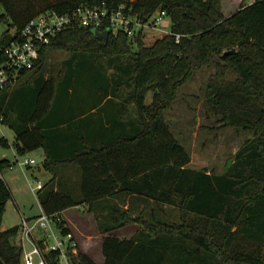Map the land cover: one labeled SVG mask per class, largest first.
Listing matches in <instances>:
<instances>
[{
  "label": "trees",
  "instance_id": "1",
  "mask_svg": "<svg viewBox=\"0 0 264 264\" xmlns=\"http://www.w3.org/2000/svg\"><path fill=\"white\" fill-rule=\"evenodd\" d=\"M228 1L225 13L224 0H0V23L16 34L5 44L46 11L125 4L144 20L158 9L170 18V31L149 45L142 35L104 40L91 28L65 29L0 91L18 151L43 149V168L54 174L38 193L42 208L105 213V261L80 250L83 264H264V0ZM61 49L69 53L64 67L46 76L52 51ZM213 64L206 111L252 134L222 173L189 167L191 153L166 118L179 87ZM68 165L78 167V179L59 175ZM11 197L1 179L0 264H22L20 225L2 228ZM125 197L126 209L111 203ZM173 208L180 221L164 218ZM130 223L141 225L130 238L111 234ZM56 256L47 255L49 264Z\"/></svg>",
  "mask_w": 264,
  "mask_h": 264
},
{
  "label": "rangeland",
  "instance_id": "2",
  "mask_svg": "<svg viewBox=\"0 0 264 264\" xmlns=\"http://www.w3.org/2000/svg\"><path fill=\"white\" fill-rule=\"evenodd\" d=\"M224 1L223 11L227 13L229 1ZM240 1L238 0L237 4ZM237 4H235L236 7ZM165 22L167 27L164 30H151L143 36L146 44H152L157 38L163 37L170 31V18L167 17ZM11 31L13 29L8 23H0V36L7 35ZM68 57L69 53L66 50L52 51L46 67V76L57 75L64 67V61ZM215 70L214 64L202 68L188 82L180 86L177 91V101L171 109L167 110L166 118L176 135L191 153L189 167L222 173L225 171L226 165L235 158V154L243 142L252 134L248 130H237L234 127L224 126L213 113L206 111L204 101L207 98L208 82ZM227 78L234 79V75L228 73ZM151 101L152 95L148 93L147 102L150 103ZM5 139L9 144H4ZM15 143V131L8 123L1 121L0 160L14 161ZM29 156L37 161L32 167L23 170L20 166L14 165L13 169L7 170L4 174V179L11 189L12 197L6 205L3 215V229L20 225L22 217L30 218L40 211L38 196L32 192L29 181L39 179L46 183L50 180L51 173L42 166L43 149H37L31 152ZM19 157L24 158L23 154H20ZM114 201L119 202L122 209L128 207L126 199L117 198L111 200V203ZM68 214L79 227V233L76 232L77 236L73 233L79 243L80 250L85 252L87 249L90 257L98 263H103L105 256L102 245L106 234L103 233L99 220L105 213L90 212L87 205H79L71 207ZM169 214L164 218L180 221L178 208H173ZM140 227V224L130 223L119 227L111 234L127 238L132 236ZM28 248H30L29 245Z\"/></svg>",
  "mask_w": 264,
  "mask_h": 264
},
{
  "label": "built area",
  "instance_id": "3",
  "mask_svg": "<svg viewBox=\"0 0 264 264\" xmlns=\"http://www.w3.org/2000/svg\"><path fill=\"white\" fill-rule=\"evenodd\" d=\"M2 13L4 9L0 2V15ZM166 18L167 12L163 9L156 10L150 18L144 20L132 7L123 4L111 8L106 3L98 6H78L72 12L64 14L55 11L40 13L24 26L16 39L5 44L2 42L5 35L0 36V91L16 83L23 71L32 69L39 59L41 46L51 44L65 29H109L110 34L126 33L130 39L135 40L140 35L145 36L148 31L164 30L167 27ZM7 35L16 36L14 31ZM179 40L180 35H177V41ZM1 121L3 115L0 111V124ZM14 147V161L0 160V180H5L6 168L10 170L18 165L24 170L37 163L36 159L29 156L31 152L23 153L24 158L21 159L19 155L22 153ZM1 161H6V165ZM29 182L32 192L38 196L44 183L39 179ZM64 220L63 212L49 214L41 205L37 215L22 217L19 233L23 249L22 264H49L47 255L51 252L57 254V264H83L79 243L67 223H63Z\"/></svg>",
  "mask_w": 264,
  "mask_h": 264
},
{
  "label": "crops",
  "instance_id": "4",
  "mask_svg": "<svg viewBox=\"0 0 264 264\" xmlns=\"http://www.w3.org/2000/svg\"><path fill=\"white\" fill-rule=\"evenodd\" d=\"M16 83H14L12 86H14ZM130 111L132 112V107H131V109H130ZM125 116V115H124ZM43 155H44V160H45V158H46V154H45V151L43 150ZM43 160V161H44ZM42 166H43V162H42ZM7 170H9V169H5V173H6V171ZM51 173V172H50ZM59 175H62L63 176V179H78V176H79V172H78V167H76V166H74V165H68V166H66V167H61L60 169H59ZM53 173H51V177L49 178V179H51L52 177H53ZM49 181V180H48ZM47 181V182H48ZM65 182H68V183H70V181H65ZM46 184V183H45ZM58 189V188H57ZM126 198V200H127V203H126V205L128 206L129 205V200H130V197H125ZM138 204L140 205V206H143V204L142 203H140V202H138ZM70 208H68V209H66L63 213H64V215H65V220H66V222H67V225L69 226V228L75 233V235L77 236V233H79V227H78V225L76 224V222L75 221H73L72 219H71V217H70V215L68 214V210H69ZM34 216V215H33ZM77 232V233H76ZM131 237V236H130ZM130 237H127V238H130ZM123 238V237H122ZM84 250H85V248H83ZM82 249V250H83ZM85 252L87 253V254H89L88 253V250L86 249L85 250ZM90 256V255H89Z\"/></svg>",
  "mask_w": 264,
  "mask_h": 264
},
{
  "label": "water",
  "instance_id": "5",
  "mask_svg": "<svg viewBox=\"0 0 264 264\" xmlns=\"http://www.w3.org/2000/svg\"><path fill=\"white\" fill-rule=\"evenodd\" d=\"M91 32L93 33V35H95L97 38H99V39H104V40H106V39H108V37H109V35H110V30L109 29H106V30H103V31H101V30H99V29H97V28H93L92 30H91ZM236 50H235V48H233L232 50H227L226 52L228 53H233V52H235Z\"/></svg>",
  "mask_w": 264,
  "mask_h": 264
}]
</instances>
